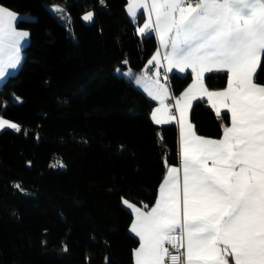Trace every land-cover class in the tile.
I'll list each match as a JSON object with an SVG mask.
<instances>
[{
  "label": "trees",
  "instance_id": "obj_1",
  "mask_svg": "<svg viewBox=\"0 0 264 264\" xmlns=\"http://www.w3.org/2000/svg\"><path fill=\"white\" fill-rule=\"evenodd\" d=\"M0 6L29 34L17 71L0 85V118L21 127L0 133V264H134L139 243L122 197L147 210L179 163L177 126L155 125L154 103L123 75L144 69L155 37L138 36L142 18L128 17L126 0ZM258 73L264 85V66ZM226 77L212 72L204 82L219 91ZM191 81L190 73L169 76L173 96ZM190 121L197 135L218 139L229 117L199 101Z\"/></svg>",
  "mask_w": 264,
  "mask_h": 264
},
{
  "label": "snow or ice",
  "instance_id": "obj_2",
  "mask_svg": "<svg viewBox=\"0 0 264 264\" xmlns=\"http://www.w3.org/2000/svg\"><path fill=\"white\" fill-rule=\"evenodd\" d=\"M140 9L148 18L137 34H155L166 70L190 68L193 82L176 100L182 185L181 168L169 166L149 211L122 197L135 215L130 227L139 238L135 264H166V257L171 264H230L226 257L231 264H264V85L255 82L264 66V0H129L132 19L139 18ZM82 19L92 22L94 13ZM8 22L14 24L18 17L0 6V77L20 63L21 42L29 35ZM157 55L148 64L157 61L156 67H163ZM213 71L227 72V88L210 91L204 86L205 74ZM123 75L131 76V70ZM145 78L137 76L135 83ZM197 87L218 115L217 101L231 113V126L222 125L221 139L199 136L185 121ZM146 91L153 99L160 97ZM173 119L153 114L158 124ZM5 127L21 131L18 124L0 119V130Z\"/></svg>",
  "mask_w": 264,
  "mask_h": 264
},
{
  "label": "crops",
  "instance_id": "obj_3",
  "mask_svg": "<svg viewBox=\"0 0 264 264\" xmlns=\"http://www.w3.org/2000/svg\"><path fill=\"white\" fill-rule=\"evenodd\" d=\"M128 6H129V0H126V13H127L128 17H129L131 20L134 21V19H132V18L130 17V15H129V12H128ZM140 17L142 18V23H141L140 26H143V24L145 23L146 19L148 18V17H147V14L144 13L143 9H140V10H139V18H140ZM153 21H154V17H153ZM16 23H17V22H16ZM16 23L13 24V22H8L9 25L14 26L15 28H16ZM7 26H8V25H6V27H7ZM16 30H17V31H21V30H19V29H17V28H16ZM27 33H28V32H27ZM152 35L155 37V39H156V43H157V48H156V51L154 52L153 55H157V53H158V55H157V60H159L160 63L163 64L164 66H163V67H159V68H157V67H156V63H157V61H153L152 64H150V65L147 63L146 66L144 67V69H143L138 75H136V76H134V77H132V75H131V76H127V77H130V78L133 80L135 86H136V87H137V88H138V89H139V90H140V91H141V92H142V93H143V94H144V95H145L150 101H152V102L154 103V109L152 110V113H151V120H152V122H153L155 125H157V126H165V125L175 124V125L177 126V129H178V147H179V141H180V135H179V119H180V115H179V113L176 111V100H177L178 98H180V97L175 98V97L173 96V93H172V90H171V88H170V85L168 84V82H166V80H165L164 77L162 76V72H167L169 76L175 74V75H178V76H180V77H183V76H185V75L188 74V73H190V74L192 75V72H191V69H190V68H189V69H186L185 72H183V73L179 72V71H178L177 69H175V68L172 69V71H167V70H166V69H167V64H166V62L163 60V57H164V54H165L164 49H163V48H160L158 37H157L155 34H152ZM138 36H139L140 38H143V36H141V35H139V34H138ZM28 41H29V35H28V37H27L24 41L21 42V44H22V48H21V51H20V57H21V52H22L23 48L27 45ZM158 50H159V52H158ZM153 55H152V56H153ZM151 58H152V57H151ZM151 58H150V59H151ZM5 59H6V57H5ZM150 59H149V60H150ZM20 62H21V60H20ZM19 65H20V63L17 65V67H16L15 69L8 68V69L6 70L5 75H4L3 77H0V85H1V83L5 80V78H6L7 76H9L10 74L16 72V70L18 69ZM213 72H217V71H213ZM220 72H225L226 75H227V77H226V87H225V88H227V86H228V74H227L226 71H220ZM156 73H159V75H157ZM211 73H212V72H211ZM208 74H210V73H206V74H205V77H206ZM137 76H140V77H146L145 79L142 80V82H141L140 85H137V84L135 83V80H136V77H137ZM192 82H193V75H192V81H191L190 84H192ZM203 83H204V86L206 87L204 81H203ZM190 84H189V85H190ZM189 85H188L185 89H187V88L189 87ZM225 88H224V89H225ZM146 89L152 91L153 93L159 92V93H160V97L157 98V99H153L152 96H150V95L148 94V91H146ZM164 89H166L167 91L165 92ZM222 90H223V89H222ZM184 91H185V90H184ZM184 91H183V92H184ZM219 91H221V90H219ZM194 93H195L196 99L193 100V101H192V105L186 109V113H185V121H186V123H191V121H190V110H191V108L193 107V105H194L195 103L199 102V101H204V102L207 104V106L212 110V112H213L216 116H218L219 118H221V116H222L223 114H227L228 117H229V124H228L227 127H230V126H231V113L228 112L227 108H226L224 105L220 104V103L217 101V107H218V109H219V113H220V115H218V114H217V108H214V107L212 106V104L209 102V99H208L207 95H206L205 93L201 92V91L199 90V87H197V89H194ZM180 96H181V95H180ZM161 99H163V104L161 103ZM183 103H184V102L181 101V106H183ZM165 106H167V107L165 108ZM157 109H161V111L157 112V111H156ZM154 113H155V115H156L158 118H161V119L164 118L165 116H175V119L171 120L169 123H159V124H158V123H156V122L153 120V114H154ZM0 119H2V118H0ZM9 122H10V121H9ZM191 124H192V123H191ZM192 125H193V124H192ZM193 128H194V126H193ZM4 130H14V129H10V128L5 127L3 130H0V133H1L2 131H4ZM194 131H195V130H194ZM222 137H223V134H222V136H221L220 138H218V139H221ZM205 138H206V137H205ZM210 139H212V138H210ZM178 152H179V148H178ZM172 167L181 168V160H180V156H179V163H178V165H177V166H172ZM166 173H167V172H166ZM165 175H166V174H165ZM178 175H179L180 183H181V185H182V179H183V171H182V168H181V171L179 172ZM163 179H164V178H163ZM162 181H163V180H162ZM158 195H159V189H158L157 197H158ZM156 199H157V198H156ZM154 204H155V203H154ZM151 207H152V206H151ZM151 207L148 208L147 210H145V209H141V210H142V211H149V210L151 209ZM126 208H127V207H126ZM127 209L132 213L131 209H129V208H127ZM134 219H135V215L132 213V222H133ZM131 225H132V223H131ZM131 225H130V227H131ZM129 232H130V234H131L134 238H136V239L138 240V243H139V238L136 237L135 234H134L133 232L130 231V228H129ZM138 246H139V245H138ZM133 259H134V257H133ZM226 259H228V260L230 261V264H231V258H230V257H226ZM134 264H135V261H134Z\"/></svg>",
  "mask_w": 264,
  "mask_h": 264
},
{
  "label": "built area",
  "instance_id": "obj_4",
  "mask_svg": "<svg viewBox=\"0 0 264 264\" xmlns=\"http://www.w3.org/2000/svg\"><path fill=\"white\" fill-rule=\"evenodd\" d=\"M162 76L164 77V79L166 80V82L169 81V75H168L167 72H162ZM168 84H169V83H168ZM165 246L168 247L169 250H170L173 254H177L176 249H173L171 245L166 244ZM177 247H179V245H177ZM179 251H180V253H182L184 250H183V249H180ZM166 264H171L170 260H169L167 257H166Z\"/></svg>",
  "mask_w": 264,
  "mask_h": 264
},
{
  "label": "water",
  "instance_id": "obj_5",
  "mask_svg": "<svg viewBox=\"0 0 264 264\" xmlns=\"http://www.w3.org/2000/svg\"><path fill=\"white\" fill-rule=\"evenodd\" d=\"M83 17V16H82ZM82 19V18H81ZM82 22H83V24L85 25V26H89L90 24H91V22H86V21H84L83 19H82Z\"/></svg>",
  "mask_w": 264,
  "mask_h": 264
},
{
  "label": "rangeland",
  "instance_id": "obj_6",
  "mask_svg": "<svg viewBox=\"0 0 264 264\" xmlns=\"http://www.w3.org/2000/svg\"><path fill=\"white\" fill-rule=\"evenodd\" d=\"M56 9H58V8H56V7H53L51 10H52V11H54V10L56 11ZM16 71H17V70H16Z\"/></svg>",
  "mask_w": 264,
  "mask_h": 264
}]
</instances>
